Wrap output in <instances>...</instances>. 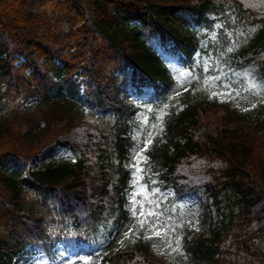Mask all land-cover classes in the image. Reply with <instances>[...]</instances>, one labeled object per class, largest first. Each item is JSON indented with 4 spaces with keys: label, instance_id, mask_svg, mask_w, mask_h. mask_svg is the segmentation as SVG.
<instances>
[{
    "label": "trees",
    "instance_id": "1",
    "mask_svg": "<svg viewBox=\"0 0 264 264\" xmlns=\"http://www.w3.org/2000/svg\"><path fill=\"white\" fill-rule=\"evenodd\" d=\"M178 70L186 86L168 97ZM212 80L240 94L264 85V0H0V264L103 254L132 221L133 250L103 264H167L139 219L173 222L192 202L201 230L181 226L184 264H264V103L252 129L233 127L242 114ZM149 101L148 121L164 110L133 218L125 161ZM41 136L72 162L29 167ZM9 157L23 176L1 169Z\"/></svg>",
    "mask_w": 264,
    "mask_h": 264
},
{
    "label": "rangeland",
    "instance_id": "2",
    "mask_svg": "<svg viewBox=\"0 0 264 264\" xmlns=\"http://www.w3.org/2000/svg\"><path fill=\"white\" fill-rule=\"evenodd\" d=\"M213 35H210V38ZM208 65V59L204 58L203 67L206 69ZM181 71L178 70L173 73L175 84L168 92V97L177 93L185 88V83L180 76ZM234 90L233 86L227 82L216 83V80H212L210 94L215 95L219 101L230 100L232 107H235L242 114L240 120L233 122V127L252 129L259 116L254 113H250V110L259 108V105L264 103V85L253 89L249 94H245L241 91ZM135 100L132 99V102ZM151 102H141V106L144 107V111H140L137 114V120L142 123V128L136 133L137 145L130 152L128 160L125 161L126 167L131 171L132 181L131 189L126 192L127 197V209L133 218L141 217V213L145 210V204L149 202L151 192L147 189L146 184L142 181L141 171L137 172V166L141 169V163L144 160L145 146L149 144V140L160 130V116L163 112L161 106L157 110L155 121H148V112L153 108ZM37 142V141H36ZM36 142L34 144H36ZM40 146L44 147L42 153L38 158L31 161L29 167L32 169H40L48 164H59L65 162H72L73 157L69 150L59 148L54 145H50V139L46 137L39 138ZM30 143L23 145L26 149ZM143 157V159H139ZM2 170L8 173L17 172L21 176L25 173V167L21 161L16 160L13 157H9L4 160ZM182 215L170 221L169 217L162 213H155L150 218L139 219L140 224L143 226V236L145 237H157L160 241L153 242V256L154 259L160 263L167 264H184L182 262L183 256L181 247V236L184 231L181 230V226H184L186 230L200 231L201 226L199 224L198 210L196 209V202L191 203V208L185 209ZM145 222V223H142ZM133 221L127 224L120 233H118L112 244L108 245L103 254L112 255L122 251L133 250V245L125 241L130 230L132 229ZM264 249V243L262 244ZM102 253H93L87 248H81L76 252H73L69 256L60 258L57 262L50 264H103ZM41 256L26 255L17 259L15 264H40Z\"/></svg>",
    "mask_w": 264,
    "mask_h": 264
},
{
    "label": "snow or ice",
    "instance_id": "3",
    "mask_svg": "<svg viewBox=\"0 0 264 264\" xmlns=\"http://www.w3.org/2000/svg\"><path fill=\"white\" fill-rule=\"evenodd\" d=\"M151 141L149 140V143H150ZM146 148H147V145L145 146V150H146ZM139 159H143V157H139ZM139 171H141V169H139V167L137 166V172H139ZM149 214H152V213H149ZM141 215H144V213L142 212L141 213ZM143 223V222H142Z\"/></svg>",
    "mask_w": 264,
    "mask_h": 264
}]
</instances>
